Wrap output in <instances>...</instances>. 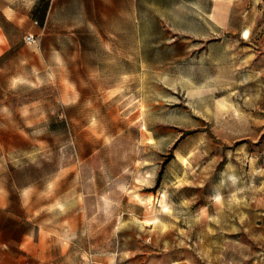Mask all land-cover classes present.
<instances>
[{"label": "rangeland", "instance_id": "1", "mask_svg": "<svg viewBox=\"0 0 264 264\" xmlns=\"http://www.w3.org/2000/svg\"><path fill=\"white\" fill-rule=\"evenodd\" d=\"M0 264H264V0H0Z\"/></svg>", "mask_w": 264, "mask_h": 264}, {"label": "built area", "instance_id": "2", "mask_svg": "<svg viewBox=\"0 0 264 264\" xmlns=\"http://www.w3.org/2000/svg\"><path fill=\"white\" fill-rule=\"evenodd\" d=\"M35 22H37V20L35 21ZM35 35L33 34V33H28V34H26V36L24 37V41L26 42V43H33V42H35Z\"/></svg>", "mask_w": 264, "mask_h": 264}, {"label": "snow or ice", "instance_id": "3", "mask_svg": "<svg viewBox=\"0 0 264 264\" xmlns=\"http://www.w3.org/2000/svg\"><path fill=\"white\" fill-rule=\"evenodd\" d=\"M245 35H247V34H245Z\"/></svg>", "mask_w": 264, "mask_h": 264}]
</instances>
